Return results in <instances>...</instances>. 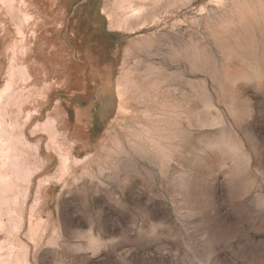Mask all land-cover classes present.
<instances>
[{"label":"rangeland","instance_id":"obj_1","mask_svg":"<svg viewBox=\"0 0 264 264\" xmlns=\"http://www.w3.org/2000/svg\"><path fill=\"white\" fill-rule=\"evenodd\" d=\"M0 264H264V0H0Z\"/></svg>","mask_w":264,"mask_h":264}]
</instances>
